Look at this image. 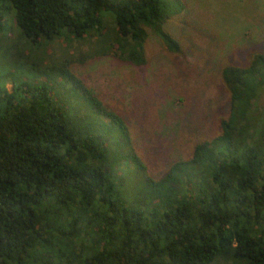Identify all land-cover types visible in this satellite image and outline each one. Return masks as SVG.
Segmentation results:
<instances>
[{
  "label": "trees",
  "instance_id": "trees-1",
  "mask_svg": "<svg viewBox=\"0 0 264 264\" xmlns=\"http://www.w3.org/2000/svg\"><path fill=\"white\" fill-rule=\"evenodd\" d=\"M182 10L181 0H0L12 68L10 90L0 73V264H264V44L221 68L218 134L159 178L122 117L71 71L104 56L145 65L148 30L178 53L164 24ZM63 38L90 41L84 60L23 68L20 41Z\"/></svg>",
  "mask_w": 264,
  "mask_h": 264
},
{
  "label": "rangeland",
  "instance_id": "rangeland-1",
  "mask_svg": "<svg viewBox=\"0 0 264 264\" xmlns=\"http://www.w3.org/2000/svg\"><path fill=\"white\" fill-rule=\"evenodd\" d=\"M181 1L183 10L164 24L180 45L178 53H169L148 30L146 64L141 67L104 56L71 68L126 122L135 151L154 178L174 161L187 158L194 143L218 134L219 122L229 109L221 68L244 64L259 46L254 42L264 44V0ZM4 41L0 36V47ZM39 43L37 49L19 42L25 48V70L41 60L44 64L65 58L84 60L91 48L90 41L68 44L65 38ZM1 52L0 73L10 90L11 57ZM260 105L264 107V94Z\"/></svg>",
  "mask_w": 264,
  "mask_h": 264
}]
</instances>
